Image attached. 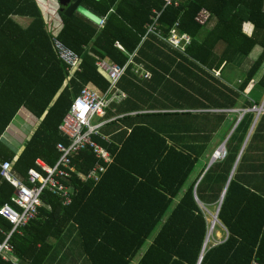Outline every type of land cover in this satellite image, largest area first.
<instances>
[{"label": "trees", "instance_id": "1", "mask_svg": "<svg viewBox=\"0 0 264 264\" xmlns=\"http://www.w3.org/2000/svg\"><path fill=\"white\" fill-rule=\"evenodd\" d=\"M81 4L103 23L95 24L76 11L69 17L58 11L62 25L57 38L80 58L79 71L69 76L52 48L51 33L36 0H0V137L20 107L39 119L18 154L0 139V161H9L12 172L24 181L30 168L38 169L37 159L49 166L58 159L56 143H67L58 126L80 89L86 85L103 93L108 88V79L95 65L97 59L122 66L133 54L132 61L143 62L151 79L157 77L174 86L177 84L164 73L177 80L178 70H187L195 81L184 76L185 81L180 80L182 102L178 108L205 105L204 93L196 96L194 89L207 84L205 77L213 78L210 72L217 75L228 65L246 64L236 85L239 91L218 80L225 91H218L214 98L223 97L218 104L233 106L264 65V0H178L168 6L163 0H82ZM202 8L209 17L201 25L195 16ZM156 11V33L144 37ZM14 16L29 18L28 25L22 27ZM175 22L180 33L190 36L182 54L162 40ZM115 42L123 49H118ZM255 49L256 55L248 60ZM132 65L127 64L117 82V87L126 92L123 106L129 110L139 108L134 101L138 97L135 90H142L145 84L136 79ZM256 90L264 93V69L255 83ZM153 115L186 117L191 113ZM129 118L125 116L123 121ZM260 118L264 119V114ZM112 125H103L100 134L110 136ZM237 127L228 139L231 143L225 144L224 156L213 160L205 171L198 165L199 151L168 142V138L172 141L171 134L149 124L130 123L128 130L111 136L115 143L93 137L109 151L112 161L97 181L75 178L76 192L68 205L62 204L59 195L44 189L37 216L10 234L7 242L11 254L27 264H43L51 247L48 238L60 235L72 221L90 264H130L149 238L136 264H250L252 259L264 264V192L236 180L235 173L216 217L209 223L206 219L205 209L212 210L219 203L236 159L239 144H232ZM182 132L184 136L196 135L188 129ZM200 134L205 137L204 132ZM96 162L90 150L78 152L72 157L73 174L87 172ZM239 165L240 161L236 170ZM13 190L0 176V206L10 202ZM79 203L102 204V218L93 222L80 218L78 210L85 209L79 208ZM111 203L113 211L104 206ZM213 218L215 223L211 222ZM217 222L225 228L226 238L210 245L209 231ZM11 226L0 216V242ZM112 230L113 245L109 239ZM39 251L45 252L43 258L38 256ZM0 264L16 263L0 255Z\"/></svg>", "mask_w": 264, "mask_h": 264}, {"label": "crops", "instance_id": "2", "mask_svg": "<svg viewBox=\"0 0 264 264\" xmlns=\"http://www.w3.org/2000/svg\"><path fill=\"white\" fill-rule=\"evenodd\" d=\"M36 3L42 13L44 21L47 25V29L49 31L58 32L61 28L62 23L58 14L56 1L49 0L48 4L50 5L46 4V0H36ZM47 8L51 9L48 10ZM18 18H21V23L17 21ZM13 19L22 27H26L29 22V18L22 16H14ZM98 25L101 24L98 23ZM245 29L249 30V27L245 26ZM146 35L147 34H145L144 37ZM164 43L167 45L166 42ZM120 47L121 48H117L122 50L123 48L121 45ZM178 53L182 54L183 52ZM132 55L133 54L129 55V59L124 65L126 67L128 63H132V73L135 75L138 81H142L145 83L142 86V90H135V95L138 94V97L135 96L134 101L139 105V108L135 110L127 109V105L123 106V104L125 103L124 98V100L122 99L121 102L113 103V106L108 107L103 117H96L95 122L106 121L103 124L104 126L102 125L103 127H105L109 123H113L111 128L114 129V132L111 129L110 136H107L106 138L115 143V141L111 139V136L122 129L128 130L130 123L140 122L143 124H149L153 128L160 130L162 133L171 134L172 141L168 138V142H173L179 147H186L190 145L194 148L195 151H199V153L197 154L198 165L200 167H204L205 171L213 162L212 161L209 164L214 151L217 150L221 145H223L225 150V144L231 143V141H229L228 139L233 134L235 128L238 126L236 129V133L234 134L232 145H234V143L239 144V150L222 192L225 190L229 180L235 173L236 180L240 181L241 183L243 182L251 184L253 187H256L255 189H259L260 191L264 192V119L260 118L261 115L257 117L252 111V107L254 105H258L262 100V96L260 95L259 91H255V83L259 79L264 69V65L263 67H261L262 69H260L253 77V82L245 90L240 92L241 97L237 98V102L235 105L225 106L217 103L218 100L222 101L224 100V98L222 97L215 99L214 97H218V91H225L223 87H220L218 85V80L226 86L230 87V89L239 91L236 88V85L240 82V72L241 70L243 71L244 68H246V64H241V66L239 67L228 65L220 74L217 75L210 72V74L212 75L211 77L213 78L205 77L207 84H205V86L202 88L196 87L194 89V94L196 96L204 93L205 100H202V102L205 103V105L198 104L192 106L193 108H188V106H184V108H178L179 104L182 102L180 98V80L185 81V79H182L183 76L188 80H193V75L189 74L187 70L185 71L179 69L176 73V76L174 75L175 77H177L176 80L175 78H171L169 76V73H164L165 77H167L168 79H172L173 82L177 84L176 86H174L173 83H169L168 81L164 82L163 79H160L159 81L157 77L151 79L150 70L146 68L143 62H133ZM237 71L239 72V74L237 75L238 77L235 80L232 76L236 74ZM230 79L232 80V82H229ZM119 90L125 93L126 96V92L122 88H119ZM250 94H252V97L250 96ZM248 102L250 104H248ZM181 112H189L191 113V115L186 117L173 115L151 116V113L158 114ZM16 113L17 115H14V117L11 119L0 139L5 145H7L11 150L18 154L22 149L26 139L30 136V134L38 124L39 119L34 117L24 107H20ZM125 116H128L130 118L123 121V117ZM31 124L34 125V128L30 132V134L24 137V142H22V130L27 129V127ZM184 129L195 131L196 135L184 136L182 135V130ZM199 130L201 133L204 132L205 137L200 134ZM242 155L243 158L241 159ZM239 161L240 165L236 170L235 168ZM204 171L202 172V174L204 173ZM16 176L21 179L20 176ZM199 205L201 208L205 209L202 203H199ZM78 206L79 208L85 209L82 211L78 210V215L80 218H85L88 222L96 221L100 217L102 218L100 214L103 213L100 212L102 211L100 210V208H102V204L79 203ZM104 206H108V208L113 211V203ZM217 207L218 204L212 206L211 208L217 209ZM205 210L207 212L211 211L207 209ZM209 215H211V213ZM207 221L209 223V220ZM214 230H212L211 232V234L214 233L212 237H210L211 234L209 235V237L212 239L210 240L208 238L207 240L210 245L218 244L226 238V230L222 225H220V227L215 231ZM109 239L113 245V230L109 234ZM47 242L51 247L43 264H90L88 259L82 253L80 237L75 222L70 221L69 224L63 227L60 235L48 238ZM149 243L150 238L146 240L145 245L140 249L139 253L135 258H133L130 264H136L138 257L141 255V253ZM4 256L6 257H3L4 259H12L16 264H27V262L24 260H18L17 258H14L11 252L5 254ZM38 256L43 258L45 256V252L39 251Z\"/></svg>", "mask_w": 264, "mask_h": 264}, {"label": "built area", "instance_id": "3", "mask_svg": "<svg viewBox=\"0 0 264 264\" xmlns=\"http://www.w3.org/2000/svg\"><path fill=\"white\" fill-rule=\"evenodd\" d=\"M177 1L163 0L164 6L176 5ZM158 13L155 12L156 16L153 18V22L147 26L146 34L156 33L154 22ZM208 17L209 13L202 8L196 14L195 21L202 25ZM102 23L101 20L99 24ZM177 24V22L174 23L168 37L162 40L176 51L183 52L184 48L190 44V36L180 33ZM50 33L52 48L59 60L65 65L68 75L71 76L74 71H79L80 58L57 38V32L50 31ZM115 45L121 48L117 42ZM95 65L108 79V88L103 93H99L85 85L72 100L58 126L67 143H56L59 156L54 165L49 166L37 159L35 163L38 169L30 168L27 171L26 181H23L12 172L9 161H0V176L14 188L10 202L0 206V216L12 225L5 239L0 242V255L4 258H6L5 254L12 251L11 245L7 242L10 234L37 216L38 206L41 205L40 194L44 189L59 195L62 204L68 205L76 192V187L73 184L74 179L97 181L106 165L112 161L109 151L93 139V137L98 136L101 140L107 141L106 136L99 132L100 127L106 121L92 123V120L95 117H103L111 103H117L125 98V93L117 87V82L125 70V65L119 66L108 59H97ZM252 111L257 117L264 114V96L258 105L252 107ZM82 150H90L97 162L87 172L73 174L75 171L72 166V157ZM224 154L225 150L221 145L212 156L216 160L221 159ZM250 264L258 263L252 259Z\"/></svg>", "mask_w": 264, "mask_h": 264}, {"label": "water", "instance_id": "4", "mask_svg": "<svg viewBox=\"0 0 264 264\" xmlns=\"http://www.w3.org/2000/svg\"><path fill=\"white\" fill-rule=\"evenodd\" d=\"M57 3V7H58V11L62 12L64 16L69 17L73 12H78L79 14L83 15L84 17H86L87 19H89L90 21H92L95 24L100 23L101 19L95 15L93 12H91L90 10H88L86 7H84L81 4L82 0H55ZM213 161V156L209 161V164ZM225 190L221 193L220 198H219V203H218V207L216 209L215 215L219 209V204L221 203V199L223 197ZM207 236V235H206ZM206 243V237L203 243V247L205 246ZM202 247V248H203ZM200 259V258H199Z\"/></svg>", "mask_w": 264, "mask_h": 264}, {"label": "rangeland", "instance_id": "5", "mask_svg": "<svg viewBox=\"0 0 264 264\" xmlns=\"http://www.w3.org/2000/svg\"><path fill=\"white\" fill-rule=\"evenodd\" d=\"M49 3V0H46V4H48ZM48 5H50V4H48ZM48 10L49 9H51V8H47ZM45 11V10H44ZM47 13V12H46ZM21 19V18H20ZM19 18L17 19V21L19 22V23H21V20H20ZM26 20V19H25ZM256 55V49L255 50H253L252 51V53L249 55V57H248V60H252V58H254V56ZM263 67V66H262ZM262 69V68H261ZM239 74V72L237 71L236 72V74H234L232 77H233V79H235L236 80V78L238 77L237 75ZM229 82H232V80L230 79L229 80ZM262 96V98H263V96H264V93L261 95ZM261 98V99H262ZM15 115H17V113L15 114ZM16 117H19V116H16ZM95 119H96V117L95 118H93V120H92V123L93 122H95ZM16 121V120H15ZM33 124H35V123H33ZM33 124H31V125H29L28 127H27V129H25V130H22L23 132H22V136H23V139L21 140L22 142H24V137L26 136V135H28V134H30V132L33 130V128H34V125ZM22 142H20V143H22ZM215 212H216V209H213L212 208V210L211 211H208V212H206V215H207V220H211V215H209L210 213L211 214H215ZM220 227V224H219V222H217L216 223V226H215V230L216 229H218ZM214 230V229H213ZM214 230V231H215ZM211 232L209 231V234H210ZM208 234V235H209ZM214 233H212L211 234V236L210 237H212V235H213ZM209 237V239L211 240L212 238H210Z\"/></svg>", "mask_w": 264, "mask_h": 264}, {"label": "bare ground", "instance_id": "6", "mask_svg": "<svg viewBox=\"0 0 264 264\" xmlns=\"http://www.w3.org/2000/svg\"><path fill=\"white\" fill-rule=\"evenodd\" d=\"M211 217H216V215H215V214H211ZM211 222H212V223H215V222H216V219L213 218Z\"/></svg>", "mask_w": 264, "mask_h": 264}]
</instances>
